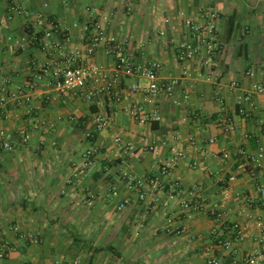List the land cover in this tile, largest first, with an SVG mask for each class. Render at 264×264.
<instances>
[{
  "label": "crops",
  "instance_id": "1",
  "mask_svg": "<svg viewBox=\"0 0 264 264\" xmlns=\"http://www.w3.org/2000/svg\"><path fill=\"white\" fill-rule=\"evenodd\" d=\"M208 13L221 52L206 74L177 53L186 20ZM96 28L128 43L133 62H160L173 92L151 103L130 92L145 82L136 76L122 78L113 105L55 91L45 70L64 67L66 48L113 72L103 45L85 55ZM255 85H264V0H0V128L15 136L13 151L0 149V264H247L264 253V206L248 202L264 186V159L252 160L264 147ZM133 107L151 120L132 117ZM100 111L111 126L97 130ZM24 127L26 144L16 134ZM176 144L180 157L163 177ZM156 177L157 188L145 182ZM196 201L203 212L181 207Z\"/></svg>",
  "mask_w": 264,
  "mask_h": 264
},
{
  "label": "built area",
  "instance_id": "2",
  "mask_svg": "<svg viewBox=\"0 0 264 264\" xmlns=\"http://www.w3.org/2000/svg\"><path fill=\"white\" fill-rule=\"evenodd\" d=\"M203 22L199 24L192 20H186L189 31L184 36L182 41L178 44L179 51L177 58L180 61H191L199 64L203 71L211 73L214 67V59L221 52V47L216 38V24L215 13H208L202 16ZM35 40L38 39L37 35H34ZM87 38L85 45L86 57L92 56L100 46H104L107 51L115 58V65L113 72L110 74L106 67L97 62H85L83 63L82 57L79 54L69 50L68 48L60 51L62 59L64 61V67L55 70H45L46 76L50 77V85L59 94L64 96L77 95L81 96L88 103H95L97 99L104 95L106 102L113 105L120 100V86L122 84V78L124 76H136L145 80L144 83L137 82L129 87L130 92L141 93L146 96L149 102H153L156 98L160 97L164 93H172L177 81H171L165 83L162 76V64L157 61H142L135 63L128 57V43L119 41L117 38H109L103 31L96 28L93 32H87L85 39ZM111 77V78H110ZM111 80V81H109ZM217 82L218 77L213 79ZM236 82H231V87H236ZM35 87L34 84L30 85V89ZM221 84L218 82L216 88L220 89ZM253 93L264 94V85H255L253 87ZM6 96L0 97V119L4 114V106L6 102ZM247 100L251 99V93L246 96ZM219 100V98H218ZM130 115L140 121L141 123H147L151 120L150 115L142 111L139 107H133L130 109ZM157 117V114H155ZM94 122L97 130L105 129L111 126V117L105 112H98L95 115ZM222 129L224 132L229 133L235 129V125L232 119L224 117L221 120ZM32 128H37V125H33ZM17 136L26 144L31 139V131L27 128H21L16 132ZM14 134L3 128H0V149L5 151H13ZM248 138V136H246ZM174 157L170 161L165 162L161 166V174L163 177H167L170 174L171 169L176 165L180 152L178 146H174L172 149ZM245 147H241L240 154L246 155ZM88 154H91L89 152ZM228 152H223V158H229ZM264 159V147L260 146L258 153L253 157L254 162H258ZM260 160V161H259ZM132 182H136L138 186H142L144 183L137 177L130 178ZM230 181H234L235 177H230ZM153 188L159 187L160 177L147 178L146 181ZM260 198L258 200L251 198L248 202L250 205L264 206V186H260ZM181 207L186 209L189 215L193 212H203L204 205L200 201L193 203L182 202ZM185 229V227H183ZM240 234V233H239ZM241 239V237H240ZM226 248L231 247L230 242H221ZM211 264H219L218 260H213ZM75 264H82L80 261ZM247 264H264V253H256L250 255L247 258Z\"/></svg>",
  "mask_w": 264,
  "mask_h": 264
},
{
  "label": "trees",
  "instance_id": "3",
  "mask_svg": "<svg viewBox=\"0 0 264 264\" xmlns=\"http://www.w3.org/2000/svg\"><path fill=\"white\" fill-rule=\"evenodd\" d=\"M94 136H96V133H94ZM93 139H94V137H93V135H92L91 140H93ZM2 254H3V252H2Z\"/></svg>",
  "mask_w": 264,
  "mask_h": 264
}]
</instances>
